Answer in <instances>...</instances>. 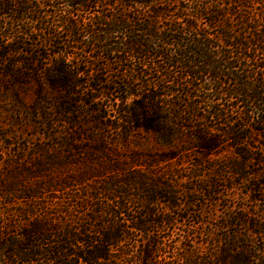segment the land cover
<instances>
[{"label": "trees", "instance_id": "obj_1", "mask_svg": "<svg viewBox=\"0 0 264 264\" xmlns=\"http://www.w3.org/2000/svg\"><path fill=\"white\" fill-rule=\"evenodd\" d=\"M56 1L71 8L60 20L64 26L62 34L68 40L61 43L64 50L59 48V55L68 54L64 44L84 53L85 49L95 47L106 61L115 56L114 62L118 64L133 59L139 65L149 63L150 67L122 66L114 72L102 73L106 70L90 72L59 63L57 68L53 64L43 69V73L38 72L39 76L21 75L25 83L29 80L38 84V90L33 89L35 101L30 109L36 110L46 102L56 107L57 102L61 118L75 132L60 144L58 156L49 144L38 147L36 166L26 172L28 177L37 178L33 186L0 182V205L10 213L5 218L7 223L0 226V264H107L116 262L115 252L129 239L130 230L148 232L152 223L149 218L154 213L147 209L158 207L160 201L155 189L146 191V188L156 187V183L144 179L136 182L132 178L122 184L114 182V174L122 177L121 172L126 169L113 166L117 156L107 149L106 137L94 140L85 135L84 143L94 145L82 146L80 131L90 125L101 124L102 129H111L124 140L133 133L153 136L158 145L173 150L182 133L190 128L185 124L194 120L191 149L202 159L216 156L228 146L241 159L234 164L238 167L235 175L248 177L244 173L247 164L257 162V166H264V149L259 148L261 154L251 147L256 137L264 139L263 0ZM97 2L104 7L117 2L121 9L131 7L133 13L103 12L92 21L93 31L76 25V19L83 16L72 10L96 9ZM16 12L21 16H15ZM32 14V21L37 22L51 17L33 0H0V18L24 21L26 15ZM86 35L91 37V43L84 42ZM5 37L11 38L12 34ZM44 41L51 45L53 38L48 35ZM20 52L28 54L24 48ZM12 53L19 54L17 50ZM37 57V61H46L40 52ZM0 59L4 62L7 55H0ZM34 61L30 59L24 65L31 68ZM82 76L87 78L85 83L79 81ZM13 78L19 82V74ZM103 97L111 102V107L102 105ZM42 105L39 109L44 111ZM84 107L86 111L82 114L88 121L82 124L78 109ZM72 148L79 151L75 156ZM78 155L83 156L87 166L69 173L66 164ZM175 157L176 154H153L149 163H165ZM100 162L104 164L99 165ZM57 168L67 170L64 179L53 177ZM107 175L112 178L103 184L94 181ZM249 175L264 180V172ZM251 184L255 192L258 183ZM122 187L128 189L119 193L125 196L119 200L116 190ZM135 188H140V196L133 200L143 212L132 214L126 197L131 198L130 191ZM66 189L79 193L74 195L75 199L82 197L71 209H89L87 214L62 211L69 204L55 195ZM144 193L152 198H146ZM101 194L106 197L104 201L90 203L99 201ZM16 214L23 217L20 223L13 219ZM250 257L243 250H234L220 264H252ZM139 259V264H153L147 250L141 252Z\"/></svg>", "mask_w": 264, "mask_h": 264}, {"label": "rangeland", "instance_id": "obj_2", "mask_svg": "<svg viewBox=\"0 0 264 264\" xmlns=\"http://www.w3.org/2000/svg\"><path fill=\"white\" fill-rule=\"evenodd\" d=\"M33 4L39 9L44 8L51 17L43 18L40 22L35 19L32 21L33 14L26 15L28 18L24 21L12 20L10 17L0 18V55H7L4 62L0 59V182H21V185L26 187L33 186L32 182L37 180L32 175L28 177L26 172L36 166L38 147L49 144L55 149V156H58L60 144L68 140L75 130L67 123L68 121L65 122L61 118L57 102L56 107L49 105V102L41 104L45 112L39 109L41 105L37 106L36 110L30 109L35 101L33 89L38 90V84L29 80L25 83L22 74L38 75V72L43 73V69H48L53 64L56 68L59 67V63L90 72L96 69L106 70L101 71L102 73L114 72L115 68L122 66L135 69L150 67L149 63L143 66L133 59H128V63L118 64L114 62L115 56L106 61L105 56L101 57L95 47L85 49L84 53L83 50L69 49L67 44H64L68 54L59 55V48L64 50L61 43L68 40L66 34H62L64 26L60 20L67 16L66 13L71 8L61 5L56 0H33ZM109 4L112 6L104 7L99 3L96 9L85 10L79 7L72 10L78 12V16H83L76 19V25L93 31L92 21L97 20V16L103 12L133 13L131 7L121 9L117 2ZM48 5L51 6L47 7ZM134 9L145 11L142 7ZM254 9L252 8V11L257 12ZM6 12L10 13V10ZM15 16L21 15L16 12ZM9 33L12 37L6 38L5 35ZM48 35L53 38L51 45L48 42L44 43ZM84 40L91 43L89 35L84 36ZM22 48L28 54L21 53ZM16 50L19 54L12 53ZM37 52H40L46 61L43 59L37 61L39 60ZM30 59L35 60L31 68L24 65ZM156 64L158 65L154 63L155 66ZM18 74L19 82H16L13 76ZM79 81L85 83L87 78L82 76ZM101 102L103 106L111 107V102L106 97H103ZM83 111H86L85 107L78 109V113L80 112L78 120L82 124L88 121L87 116L82 114ZM191 125H195L194 120L191 124L190 121L185 124L190 128L182 133V138L176 142L177 147L173 150L158 145L153 136L142 133L139 135L133 133L124 140L113 130L102 129L101 124L90 125L84 132L80 131L83 135L81 143L85 142V135L92 136L94 140L101 136L107 138V149L117 156L114 158L113 166L119 165L117 167L126 169L121 172L122 177L114 174L116 177L114 182L122 184L130 178L136 182L145 180L153 182L152 184L156 183V187H147L146 191L155 189L159 193V198H156L160 201L158 207L149 206L147 209L154 213V216L149 218L152 223L148 232L130 230L129 239L120 245L117 253L115 252L116 262L107 264H139L140 254L146 250L151 253L153 264H220V260L233 254L234 250L235 252L243 250L250 255L252 264H264V180H260L261 177L252 179L249 175L264 172V166H257V162L249 166L247 164L244 173L248 177L235 175L238 167L234 164L240 163L241 159L236 158L234 151L228 146H224L216 156L202 159L195 149H191L192 134L195 132V127ZM255 140L251 147L257 152L259 148L264 149V139L256 137ZM93 145L87 142L82 146ZM71 152H75V156L79 151L72 148ZM153 154L164 156L176 154V157L165 163L152 164L149 162H152ZM82 158L83 156L78 155L66 164L69 173L75 168L83 169L87 166L85 159ZM139 159H143V162ZM103 164L104 162L99 163ZM67 170L57 168L52 175L58 177L57 179H64ZM107 176L94 181L103 184L112 178L111 175ZM252 181L258 183L255 192ZM139 186L142 189V184ZM127 189L122 187V190H116L119 200L125 198L123 194L119 196V193L127 192ZM139 189L130 191L131 198L126 197L130 201L129 212L132 211V214L143 212L140 205L137 206L133 200V197L140 196ZM77 194L79 193H76L75 189L56 193V197H63L69 204L62 210L64 213L87 214L89 209L80 207L71 209L73 204L82 199V197L75 199L74 195ZM144 194L146 198H152L150 194ZM83 195L87 196L86 193H82ZM105 198L101 194L99 201L89 202L96 204ZM15 208L18 210L20 207ZM52 212L56 214L54 210ZM7 214L10 213L6 207L0 205V226L4 222L7 223L5 221ZM13 219L20 223L23 217L16 214Z\"/></svg>", "mask_w": 264, "mask_h": 264}]
</instances>
